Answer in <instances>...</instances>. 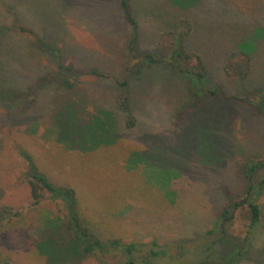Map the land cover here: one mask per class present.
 Returning a JSON list of instances; mask_svg holds the SVG:
<instances>
[{"label": "rangeland", "instance_id": "rangeland-1", "mask_svg": "<svg viewBox=\"0 0 264 264\" xmlns=\"http://www.w3.org/2000/svg\"><path fill=\"white\" fill-rule=\"evenodd\" d=\"M180 2L131 0V26L119 0H0V264L123 259L84 254L73 215L105 242L140 243L138 258L150 241L185 264L209 253L226 197L244 196L241 167L264 160V116L245 100L264 86V0ZM241 40L254 45L245 81ZM203 89L217 95H193ZM33 173L73 189V210L46 191L32 204ZM262 180L264 167L253 175L261 222L238 264H264ZM247 213L235 211L227 234L243 237Z\"/></svg>", "mask_w": 264, "mask_h": 264}, {"label": "trees", "instance_id": "trees-1", "mask_svg": "<svg viewBox=\"0 0 264 264\" xmlns=\"http://www.w3.org/2000/svg\"><path fill=\"white\" fill-rule=\"evenodd\" d=\"M182 0H177L178 4L181 6ZM119 6L123 14V18L131 26L136 25V20L132 14L131 9V0H119ZM22 29V28H21ZM25 31V30H23ZM34 35V34H32ZM248 37V35H246ZM35 37V35H34ZM135 43V36L133 35L130 38L129 47L132 48ZM42 45V44H41ZM254 45L249 41L241 40L238 45L235 47L234 54L244 55L243 59L245 63L244 67V77L243 80L247 79L250 72V62L251 54L253 52ZM232 53V54H233ZM182 53L176 52L175 55H181ZM186 56H188L186 54ZM199 60V67L204 68V64L201 61V57L196 55ZM150 59L153 58L146 55ZM161 62V61H159ZM167 65L171 67V64ZM58 67L71 69L72 64L66 63L65 65L58 64ZM177 68L181 72L190 73L188 69H184L177 65ZM91 73L97 74V72L92 71ZM196 79L203 78V73L200 71L195 72ZM128 82V81H127ZM44 84V83H43ZM257 90V96L251 98L246 97L245 100L251 105L250 107L256 114L264 116V86L261 88H254ZM259 90V91H258ZM204 93L209 97H214L217 95V90L203 89L198 90L193 93L194 96H198L200 93ZM260 92V93H259ZM259 93V94H258ZM36 94L35 89H29L27 92H14L12 94L13 101L32 98ZM244 100V98H241ZM196 104H201V99L195 100ZM126 108V107H125ZM129 123L128 125H130ZM26 159L30 160L28 155H25ZM264 167V160H249L246 164L241 167L242 175L246 181V188L244 191V196L237 200H232L228 197L226 203L222 210L217 214L216 219L214 220L212 227L207 230L206 234L209 236H215L210 242L206 245V249L209 250V253L200 257L197 261L191 263L189 260L186 264H238L241 260L248 256L249 250L252 245V241L255 238L257 228L261 222V208L257 203L258 196H254L253 190L255 189L253 183V175L257 173L260 169ZM264 181L262 180L258 184L257 191L263 187ZM28 184L30 187V194L32 198V204H37L43 197L44 191L50 194V197L53 199L65 200L68 209L73 210L75 199L74 191L71 188L59 189L54 187L47 179L39 174L33 173L28 179ZM258 194V193H257ZM247 207V217L248 222L246 225L245 233L243 237L236 238L227 234L226 226L227 223L234 217V213L239 208ZM75 242L79 243L84 254H89L94 251H99L101 253L109 252H119L122 256V260L116 264H136L137 261H140L142 264H157L161 259L172 258L174 261L170 262L171 264H185V262L180 261L184 257L183 251H177L174 254L169 253L167 245H159L155 241H150L148 252L144 255H140L139 258L134 256L136 247L140 244L137 242L122 243L119 239H110L108 241H103L101 238L94 236L91 231L86 228L79 227L77 216L73 215L71 218ZM141 245V244H140ZM200 254V253H199ZM194 260V259H192ZM169 263V264H170Z\"/></svg>", "mask_w": 264, "mask_h": 264}]
</instances>
